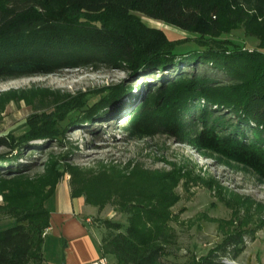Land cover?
<instances>
[{"label":"trees","instance_id":"16d2710c","mask_svg":"<svg viewBox=\"0 0 264 264\" xmlns=\"http://www.w3.org/2000/svg\"><path fill=\"white\" fill-rule=\"evenodd\" d=\"M138 14L196 36L204 50L179 51L189 38L173 39L166 30L147 26ZM254 18L238 0H0V79L49 74L79 63H105L139 77L159 71L162 85L148 94L131 127L150 132L161 126L179 135L181 120L196 112L199 118L189 135L195 149L217 151L264 179V52L232 49L221 40L244 23L264 49V29L254 26ZM196 63L212 67L225 81L198 74ZM59 119L31 117L28 134L19 139L0 136V163L9 169L0 173V217L16 222L0 232V264H43L51 216L46 203L66 173L73 198L85 197L87 205L101 211L112 205L126 217L125 223L98 220L105 255L114 256L116 264H168L178 247L174 208L183 199L180 188L191 193L193 172L185 162L144 170L109 159L86 170L65 158L64 170L61 162L50 159L44 174L33 179L15 153L31 141L51 145L58 140ZM246 233L236 229L187 264L236 261L247 249Z\"/></svg>","mask_w":264,"mask_h":264},{"label":"rangeland","instance_id":"374dc122","mask_svg":"<svg viewBox=\"0 0 264 264\" xmlns=\"http://www.w3.org/2000/svg\"><path fill=\"white\" fill-rule=\"evenodd\" d=\"M238 1L250 18L255 16L254 26L264 29V0ZM138 16L147 26L166 30L173 39L189 38L179 46V51L204 50L196 36ZM221 40L232 49L264 52L261 41L247 31L244 23L224 34ZM196 65L198 74L225 81L212 67ZM162 78L159 71L139 77L129 70L108 67L105 63H79L49 74L0 79V136L13 135L19 139L28 134L31 117L60 118L58 140L51 145L42 139L31 141L28 147L15 153L20 155L21 164L29 168L27 175L33 179L44 174L50 159L61 162V170L65 169V158L73 167L86 170L108 159L125 165L131 163V167L144 170L168 169L185 162L194 176L190 181V194L182 188L179 190L183 199L174 208L177 218L172 223L178 247L176 255L169 257L168 264H187L193 256L200 259L221 245L236 229L247 232L244 237L247 249L236 263L264 264V179L245 164L228 159L217 151L206 153L195 149L189 135L199 118L196 112L192 119L186 116L181 120L179 135L167 133V129L161 126L150 132L131 127L129 122L147 103L148 94L162 85ZM104 98L107 101L99 104ZM69 104H81L84 108L69 111ZM95 104L99 106L93 107ZM91 109L95 111L93 116L89 113ZM229 118L234 116L230 114ZM226 119L228 124H237L236 119ZM226 128L227 132L230 127ZM8 170V164L0 163V173ZM65 177L71 181L69 173ZM93 208L96 211L92 222L98 227V220L107 218L126 221V217L117 213L112 205L103 211ZM15 224L13 220L0 217V232ZM253 231H256L254 235Z\"/></svg>","mask_w":264,"mask_h":264},{"label":"crops","instance_id":"0c3cea01","mask_svg":"<svg viewBox=\"0 0 264 264\" xmlns=\"http://www.w3.org/2000/svg\"><path fill=\"white\" fill-rule=\"evenodd\" d=\"M50 227L45 233L43 264H93L103 256L116 264L102 248L104 230L92 222L96 209L85 198H73L69 178H63L46 203Z\"/></svg>","mask_w":264,"mask_h":264},{"label":"built area","instance_id":"2783aa9c","mask_svg":"<svg viewBox=\"0 0 264 264\" xmlns=\"http://www.w3.org/2000/svg\"><path fill=\"white\" fill-rule=\"evenodd\" d=\"M225 263L227 264H237L236 261H231L230 259H226ZM93 264H108V260L105 256L94 262Z\"/></svg>","mask_w":264,"mask_h":264}]
</instances>
